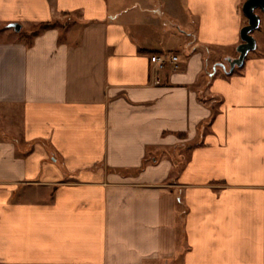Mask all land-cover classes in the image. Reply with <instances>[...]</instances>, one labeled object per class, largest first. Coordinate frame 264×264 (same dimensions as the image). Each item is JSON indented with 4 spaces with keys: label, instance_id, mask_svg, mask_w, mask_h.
<instances>
[{
    "label": "crops",
    "instance_id": "crops-1",
    "mask_svg": "<svg viewBox=\"0 0 264 264\" xmlns=\"http://www.w3.org/2000/svg\"><path fill=\"white\" fill-rule=\"evenodd\" d=\"M245 1L0 0V264H264Z\"/></svg>",
    "mask_w": 264,
    "mask_h": 264
},
{
    "label": "water",
    "instance_id": "water-1",
    "mask_svg": "<svg viewBox=\"0 0 264 264\" xmlns=\"http://www.w3.org/2000/svg\"><path fill=\"white\" fill-rule=\"evenodd\" d=\"M259 10L264 15V0H246L242 7V12L247 19V24L241 29L240 38L241 44L237 48L238 57L235 59H228L229 71H233L237 67L244 65L247 55L256 50L257 43L252 33L260 26L261 19L256 13ZM10 27L16 32L21 31V25L11 24ZM226 69L225 65H221Z\"/></svg>",
    "mask_w": 264,
    "mask_h": 264
},
{
    "label": "rangeland",
    "instance_id": "rangeland-1",
    "mask_svg": "<svg viewBox=\"0 0 264 264\" xmlns=\"http://www.w3.org/2000/svg\"><path fill=\"white\" fill-rule=\"evenodd\" d=\"M256 13L260 16V19H261V21H262V25H261L257 30H255V31L252 33L253 37L257 40V39H259V37L264 33V31H263L264 15H263L262 12L259 11V10H257ZM58 24L61 26L62 24H67V22H66V20H63V21H61V22H58L56 25H58ZM170 25H171V27L175 28L177 31H179L178 26L183 27V25H176V24H173V23H170ZM66 26H68V24H67ZM37 29H38V27H36V29H34V30H37ZM34 30L32 29V31H34ZM22 33H23V32H19L18 34H21V35H22ZM166 37H167V40H168V41H172V42L176 41V39H170L169 36H166ZM31 39H32V37H31V38H28L29 41H30ZM239 45H240V44H239ZM239 45H235V46H233V47H229V48H226V49H223V50H224V52H228V53H230V54L236 56V58H237V57H238L237 48H238ZM255 51H256V50L251 51V52L247 55V57H250L251 55H253V54L255 53ZM220 52L222 53L223 51H220ZM221 53H220V54H221ZM225 63H226L227 70H228V69H229V64L227 63V61H225ZM235 69H236V71H238L240 68L237 67V68H235ZM152 264H177V263H175V262H169V263H152Z\"/></svg>",
    "mask_w": 264,
    "mask_h": 264
},
{
    "label": "built area",
    "instance_id": "built-area-1",
    "mask_svg": "<svg viewBox=\"0 0 264 264\" xmlns=\"http://www.w3.org/2000/svg\"><path fill=\"white\" fill-rule=\"evenodd\" d=\"M151 63L155 66V71L159 72L163 70L166 66L171 65L174 69L178 68V63L180 61L177 55L169 54H154L150 58ZM161 80L158 75L155 76V84H160Z\"/></svg>",
    "mask_w": 264,
    "mask_h": 264
},
{
    "label": "trees",
    "instance_id": "trees-1",
    "mask_svg": "<svg viewBox=\"0 0 264 264\" xmlns=\"http://www.w3.org/2000/svg\"><path fill=\"white\" fill-rule=\"evenodd\" d=\"M57 23L55 22H48V23H42V24H39L38 26V29L37 30H34L30 33V35L28 36V38H31V37H34L36 35H38L41 31L43 30H47V29H51V28H54L56 26ZM66 28V27H65ZM65 30V29H64ZM27 45H30V42H28Z\"/></svg>",
    "mask_w": 264,
    "mask_h": 264
}]
</instances>
